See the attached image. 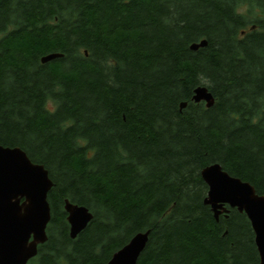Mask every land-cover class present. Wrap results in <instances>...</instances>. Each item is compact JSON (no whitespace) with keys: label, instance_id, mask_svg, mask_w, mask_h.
<instances>
[{"label":"trees","instance_id":"16d2710c","mask_svg":"<svg viewBox=\"0 0 264 264\" xmlns=\"http://www.w3.org/2000/svg\"><path fill=\"white\" fill-rule=\"evenodd\" d=\"M0 34V144L54 182L29 264H107L149 229L137 264H260L246 213L216 220L201 171L264 194V0H0ZM66 199L94 214L76 238Z\"/></svg>","mask_w":264,"mask_h":264},{"label":"water","instance_id":"95a60500","mask_svg":"<svg viewBox=\"0 0 264 264\" xmlns=\"http://www.w3.org/2000/svg\"><path fill=\"white\" fill-rule=\"evenodd\" d=\"M203 39L191 45L193 50L207 45ZM62 56L49 53L43 62ZM195 102L212 106L215 98L206 85L194 91ZM187 105L182 103V107ZM202 178L208 185L204 200L210 205L216 220L228 214L229 207L246 213L255 233V242L264 264V194L257 192L249 181L231 175L221 164L204 167ZM54 182L44 164L31 160L27 152L16 146L0 144V264H28L37 256L39 245L48 240L47 227L51 220L48 193ZM229 206V207H228ZM70 235L76 238L94 217L89 207L65 200ZM150 229L137 232L116 250L107 264H137L149 240Z\"/></svg>","mask_w":264,"mask_h":264},{"label":"flooded vegetation","instance_id":"af4514ba","mask_svg":"<svg viewBox=\"0 0 264 264\" xmlns=\"http://www.w3.org/2000/svg\"><path fill=\"white\" fill-rule=\"evenodd\" d=\"M31 260H32V259L29 260L28 264L30 263Z\"/></svg>","mask_w":264,"mask_h":264},{"label":"rangeland","instance_id":"374dc122","mask_svg":"<svg viewBox=\"0 0 264 264\" xmlns=\"http://www.w3.org/2000/svg\"><path fill=\"white\" fill-rule=\"evenodd\" d=\"M2 34H0V36H1Z\"/></svg>","mask_w":264,"mask_h":264}]
</instances>
